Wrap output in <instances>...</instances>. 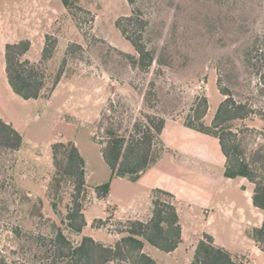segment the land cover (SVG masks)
I'll list each match as a JSON object with an SVG mask.
<instances>
[{
    "label": "rangeland",
    "instance_id": "rangeland-1",
    "mask_svg": "<svg viewBox=\"0 0 264 264\" xmlns=\"http://www.w3.org/2000/svg\"><path fill=\"white\" fill-rule=\"evenodd\" d=\"M73 4L69 10L62 0H0V26L8 18L21 19L20 8L26 5L42 18L45 37L29 53V58L38 59L33 62L42 61L41 45L48 35L58 40L54 57L42 63L48 87L63 69L55 94L45 93L37 102H14L27 123L22 147L13 151L0 146V257L13 264H60L50 242L57 226L73 243L92 235L108 245L119 240L113 231L124 229L125 222L118 220L94 222L119 217L121 206L114 198L91 201L88 189L89 226L83 234L67 228L72 186L64 184L59 194L50 188L56 142L76 143L92 188L110 178L95 137L103 140L112 124L126 132L142 113L186 122L193 116L196 98L206 96L210 108L203 121L210 126L225 98L220 88H228L254 109L229 124L235 131L249 129L241 134L247 154L264 143V92L259 74L247 61L254 44L264 48V0H137L149 21L145 40L159 58L148 71L133 64L138 53L116 24L132 13L128 0ZM70 44L82 49L69 53ZM215 227L230 241L231 231L220 222ZM146 245L158 264H186L185 255L171 256Z\"/></svg>",
    "mask_w": 264,
    "mask_h": 264
},
{
    "label": "trees",
    "instance_id": "trees-1",
    "mask_svg": "<svg viewBox=\"0 0 264 264\" xmlns=\"http://www.w3.org/2000/svg\"><path fill=\"white\" fill-rule=\"evenodd\" d=\"M67 9H72L73 0H62ZM133 6L132 13L121 16L117 27L122 35L135 47L138 57H133V64L143 71H148L155 62L156 51L149 48L145 40L149 21L137 0H128ZM58 40L48 35L42 50V61L33 62L25 56L32 43L23 39L5 46L6 74L13 91L25 100L38 99L48 94L51 96L58 86L63 69L55 75L51 87H48V75L42 63L52 59L56 52ZM254 44L247 61L259 74V89L264 92V48ZM68 52L82 49L78 44H70ZM66 63V60L64 61ZM225 98L220 103L212 123L207 126L204 118L210 108L206 96L197 97L192 108L193 116L185 124L201 132L213 134L219 138L226 156L225 176L228 178L245 177L254 184L253 203L264 212V143L249 155L243 147L241 134L249 129L233 130L231 122L245 119L254 113L250 102L237 100L228 88H220ZM165 117L142 113L130 130L121 132L112 127L107 128L101 144L104 160L111 169V178L106 183L95 187L96 196L106 199L109 196L112 181L117 177L137 179L154 164L165 150L161 134L166 123ZM264 120V116L262 117ZM193 120L197 121L196 124ZM24 143L23 134L12 124L0 117V146L18 151ZM55 171L50 188L59 194L64 184L72 186V203L66 214V226L71 232L82 234L87 225L84 212L87 181L86 161L76 143L56 142L52 145ZM54 209L57 203L53 204ZM110 223L111 219H96L94 222ZM124 235L114 244L108 245L91 236H83L78 243H73L57 226L50 242L54 251L55 262L60 264H157L156 260L144 251L146 243L164 252H173L183 241L182 225L175 196L165 190L154 191L152 216L147 221L132 219L125 221ZM253 239L264 251V222L251 231ZM0 264H13L7 258L0 257ZM190 264H243L234 259L224 248L215 245L213 236L205 234L197 243L194 257Z\"/></svg>",
    "mask_w": 264,
    "mask_h": 264
},
{
    "label": "crops",
    "instance_id": "crops-1",
    "mask_svg": "<svg viewBox=\"0 0 264 264\" xmlns=\"http://www.w3.org/2000/svg\"><path fill=\"white\" fill-rule=\"evenodd\" d=\"M20 10L21 19L8 18V23H1L0 26V117L24 136L27 123L14 106V102H21L19 98L22 97L16 94L9 84L5 46L7 43L23 39L30 40L32 46L26 58L33 61L34 59L29 58V53L36 41H41L45 36L41 37L44 33L39 13L27 5ZM42 45L43 50L44 42ZM41 99L44 98L26 100L22 104ZM161 139L165 150L158 160L137 179L114 178L106 199L97 198L95 187L102 182H97L91 188L86 169L87 189L88 195L92 197L91 201L102 202L114 198L117 205L121 206V215L109 217L111 221L125 222L132 219L147 221L152 216L154 191L156 189L168 191L175 196L183 229V241L175 251L166 253L171 256L185 255L186 264H190L198 241L208 234L213 236L216 246L227 250L234 259L248 257L255 263H263L264 251L253 239L251 231L263 224L264 212L253 203L252 182L245 177L225 176L226 156L219 138L193 129L180 119L167 118ZM88 203L86 202L84 206L87 225L82 234L90 224L87 217ZM219 222L227 231H231L230 241H224L220 229L215 227ZM113 233L119 239L124 235L120 231ZM93 238L96 239L94 236ZM144 251L154 258L146 244Z\"/></svg>",
    "mask_w": 264,
    "mask_h": 264
},
{
    "label": "built area",
    "instance_id": "built-area-1",
    "mask_svg": "<svg viewBox=\"0 0 264 264\" xmlns=\"http://www.w3.org/2000/svg\"><path fill=\"white\" fill-rule=\"evenodd\" d=\"M238 262L243 263V264H254L252 260L251 261H249V260H240Z\"/></svg>",
    "mask_w": 264,
    "mask_h": 264
}]
</instances>
